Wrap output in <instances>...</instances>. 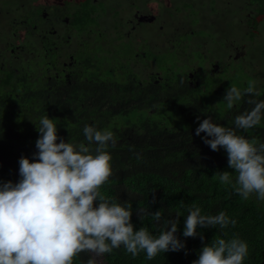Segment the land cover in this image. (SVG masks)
<instances>
[{
    "label": "trees",
    "instance_id": "trees-1",
    "mask_svg": "<svg viewBox=\"0 0 264 264\" xmlns=\"http://www.w3.org/2000/svg\"><path fill=\"white\" fill-rule=\"evenodd\" d=\"M161 65L149 90L27 71L0 98V264H264V72L241 91Z\"/></svg>",
    "mask_w": 264,
    "mask_h": 264
},
{
    "label": "flooded vegetation",
    "instance_id": "flooded-vegetation-1",
    "mask_svg": "<svg viewBox=\"0 0 264 264\" xmlns=\"http://www.w3.org/2000/svg\"><path fill=\"white\" fill-rule=\"evenodd\" d=\"M138 1L92 0L95 5L90 8L88 3L83 7L87 0H33L26 11L13 19L5 18L0 12V98L15 96L20 91V74L27 71L34 73V78H49L51 94L66 79L96 68L128 75L142 90H149L153 65L160 63L152 62V55L157 59L167 52L177 53L182 37L172 42V51L153 49L151 37L143 30L157 22L151 12L153 0H145L144 9ZM254 17H257V26L250 22ZM260 17L263 15L255 11L247 23L256 30L249 35L250 40L255 32L260 33ZM143 44V51L137 52ZM220 47L225 45L221 43ZM118 48L122 54L113 58ZM241 50L246 51L242 57L248 55L245 47ZM241 50L237 49L235 54L241 56ZM207 64L212 66L211 79L220 76L214 75V71L220 68L221 62H211L208 58ZM228 65L224 64V70ZM197 71L188 74L192 81L203 84L207 80L196 78ZM206 74L205 71L203 76Z\"/></svg>",
    "mask_w": 264,
    "mask_h": 264
},
{
    "label": "rangeland",
    "instance_id": "rangeland-1",
    "mask_svg": "<svg viewBox=\"0 0 264 264\" xmlns=\"http://www.w3.org/2000/svg\"><path fill=\"white\" fill-rule=\"evenodd\" d=\"M32 1L0 0V3H5L4 6L0 4V12L5 18L13 19L26 11ZM87 3L90 8L95 5L92 0H87L83 7ZM137 4L143 9L147 5L145 0H139ZM151 12L157 17V22L143 30L151 37L153 49L157 52L172 51V42L182 37L178 41L181 42L177 53L167 52L157 59L152 55V62H160L153 65L154 73L164 63L171 68L177 65L178 70L182 71L198 70L196 78L210 80V84L216 86L222 84L242 91L261 85L259 75L264 72V16L259 19V35L255 32V39L250 40L249 35L256 31L247 24L255 14L250 0H153ZM11 34L7 33L9 36ZM221 43L225 45L224 48L220 47ZM143 47L144 44L136 51H143ZM243 47L248 52L244 57L246 51L241 50ZM237 49L241 50V56L235 54ZM116 51L113 58L122 54L121 49ZM207 57L211 62L222 63L214 71V75H220L215 79L210 77L212 66L207 64ZM224 64H229L225 70ZM205 71L207 74L203 76Z\"/></svg>",
    "mask_w": 264,
    "mask_h": 264
}]
</instances>
